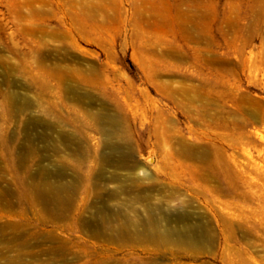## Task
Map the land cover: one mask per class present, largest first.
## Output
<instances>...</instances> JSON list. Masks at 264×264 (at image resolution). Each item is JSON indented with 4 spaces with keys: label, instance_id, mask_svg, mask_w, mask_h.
<instances>
[{
    "label": "rangeland",
    "instance_id": "1",
    "mask_svg": "<svg viewBox=\"0 0 264 264\" xmlns=\"http://www.w3.org/2000/svg\"><path fill=\"white\" fill-rule=\"evenodd\" d=\"M107 129L132 135L153 179L174 170L158 199L210 224L211 247L51 242V217L18 194L42 167L96 166ZM0 194V225H22L0 231V264H264V0H0Z\"/></svg>",
    "mask_w": 264,
    "mask_h": 264
},
{
    "label": "bare ground",
    "instance_id": "2",
    "mask_svg": "<svg viewBox=\"0 0 264 264\" xmlns=\"http://www.w3.org/2000/svg\"><path fill=\"white\" fill-rule=\"evenodd\" d=\"M212 107L207 102L205 109ZM124 122L132 128L129 118L122 116ZM97 122L105 119L96 116ZM109 126L121 125L118 118L109 119ZM167 121L159 122L156 118L152 137L154 145H161L163 134L171 132ZM105 148L96 166H88L81 161L73 166V174L67 173V165L61 164L56 172L42 167L38 178L30 185L28 193L18 194L19 205L23 201L34 207L42 206L52 219L50 240L62 243L59 233H67L70 243L96 249H114L118 247H149L171 250L173 247L188 252H202L211 247L210 237L214 234L210 224L200 225L195 214L179 212L169 206L175 195H158L166 188H178L179 179L174 170L165 168L157 179H153L151 167L134 162L132 135L106 130ZM59 153V152H58ZM70 181L65 182L67 177ZM196 176L207 183L217 181L207 168H200ZM56 177L58 180L52 181ZM11 195V194H10ZM0 194V202H6ZM158 202V203H156ZM9 208L15 206L7 202ZM40 226L48 220L38 215ZM2 216H0L1 218ZM22 225H0V231L11 230L18 239ZM69 243V244H70Z\"/></svg>",
    "mask_w": 264,
    "mask_h": 264
},
{
    "label": "trees",
    "instance_id": "3",
    "mask_svg": "<svg viewBox=\"0 0 264 264\" xmlns=\"http://www.w3.org/2000/svg\"><path fill=\"white\" fill-rule=\"evenodd\" d=\"M130 65L132 66L133 64L130 62Z\"/></svg>",
    "mask_w": 264,
    "mask_h": 264
}]
</instances>
